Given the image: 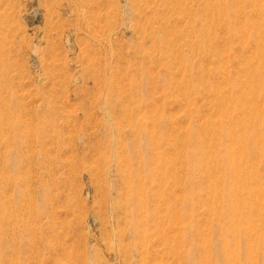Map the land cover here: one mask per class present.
<instances>
[{"label": "rangeland", "instance_id": "1", "mask_svg": "<svg viewBox=\"0 0 264 264\" xmlns=\"http://www.w3.org/2000/svg\"><path fill=\"white\" fill-rule=\"evenodd\" d=\"M211 1L0 0V264H264V0Z\"/></svg>", "mask_w": 264, "mask_h": 264}, {"label": "bare ground", "instance_id": "2", "mask_svg": "<svg viewBox=\"0 0 264 264\" xmlns=\"http://www.w3.org/2000/svg\"><path fill=\"white\" fill-rule=\"evenodd\" d=\"M209 0H205V4H204V11L206 12V14H209V16H210V18H208L207 19V23H206V25H205V27H202V35H207L209 32H210V30H211V27H212V25L214 24L215 25V23L217 22V20L219 19V18H221L222 16H224L225 15V19H226V15H228V13H222V11H221V9H220V5L218 4V3H214V2H212L211 0H210V3H206V2H208ZM261 1V0H260ZM227 2H229L228 0H224L223 1V4H222V6H224ZM251 6V5H250ZM193 8V7H192ZM259 9V8H258ZM93 25V24H92ZM257 26V25H256ZM260 39H259V37H257L256 38V46L258 47V50H257V57H258V59H259V63H260V66L262 67L260 70H258V71H254V72H251V74H250V79L252 80L251 81V84H249L250 82H248V84H247V86H244L243 88H244V90L246 89V91H247V94H249L250 96H252V97H254V94H256V92H258V87H257V85H256V75H257V79L260 81V82H262V81H264V52H262V41L260 42ZM252 49V48H251ZM242 69H244V68H242ZM257 69H259V66H257V68H256V70ZM241 72H243V70L241 71ZM224 76H225V74H224ZM224 79H225V77H224ZM224 82H225V80H224ZM241 83V82H240ZM240 85V84H239ZM231 88H233V87H231ZM220 89V88H219ZM219 89H218V92H219ZM216 90V89H215ZM217 91V90H216ZM222 91V90H221ZM240 91V90H239ZM245 92V91H244ZM223 93V92H222ZM227 96V99H228V101H231V99L232 98H235V99H238L239 97H236L235 95H236V91L235 90H231L230 89V91H228L227 93H224L222 96ZM215 96V95H214ZM220 96V95H219ZM250 99V98H249ZM218 100V99H217ZM240 100V99H239ZM224 101V100H223ZM250 101H252L251 99H250ZM240 102V101H239ZM253 102V101H252ZM252 104L253 103H251V102H246L245 100H243L241 103H240V111H238L239 112V114H244L245 116H243L242 118H240V123H239V125L240 126H243V127H247L248 125H249V117L251 116V112H253V110H254V108H253V106H252ZM217 105H218V103H217ZM218 107V106H217ZM9 108V107H8ZM5 110H9V109H5ZM4 110V111H5ZM222 110V109H221ZM218 111V110H217ZM10 111H8V113H9ZM216 112V111H215ZM5 113V112H4ZM4 113H2V112H0V136H3V138H4V142H6L5 144H7V145H9V144H12L14 141L16 142V141H18L17 139H16V137H17V135H19V137L21 138V129H23V127H24V130H25V126H21L22 128L20 129L19 127V124H18V122H16V121H18V120H16L15 122L13 121V123H10V124H8L9 123V121H8V123H7V120H13L12 119V117H11V119H10V115H8V113L6 114H4ZM218 113V112H217ZM216 113V114H217ZM11 114V113H10ZM218 115V114H217ZM238 116V115H237ZM8 117H9V119H8ZM216 117V116H215ZM7 119V120H6ZM19 119V118H18ZM3 121H5L6 122V124H4V122ZM12 122V121H11ZM211 122V121H210ZM222 122V121H221ZM21 123V122H20ZM23 123V125H25V123L26 122H22ZM22 123H21V125H22ZM224 123V122H223ZM27 124V123H26ZM215 124V123H214ZM30 124H27V126H29ZM32 125V124H31ZM207 125V124H206ZM33 127V126H32ZM32 127L30 128V129H32ZM198 127V126H197ZM28 128V127H27ZM17 129H19L18 131H17ZM205 129V128H204ZM210 129V128H209ZM6 130H11L13 133H14V136H4L5 135V133H6ZM199 130V129H198ZM197 130V131H198ZM10 131V132H11ZM17 131V132H16ZM26 131L27 130H25V133H26ZM33 130H31V132H32ZM213 131V130H212ZM256 131V130H255ZM10 132H8L9 133V135H10ZM31 132H27V134H22V135H24V137H25V139H26V137L30 140V138L28 137V136H26V135H28L29 133L31 134ZM231 133V132H230ZM243 133H245V132H243ZM12 134V133H11ZM34 134V137H35V133H33ZM202 134V133H201ZM8 135V134H7ZM241 135V134H240ZM256 135V134H255ZM32 136V135H31ZM30 136V137H31ZM202 136V135H201ZM33 137V136H32ZM33 137V138H34ZM37 137V136H36ZM230 138L232 139V141H238V142H242V141H244L243 140V138H240V139H238V138H236V137H234V135H231L230 136ZM1 139V138H0ZM37 139V138H36ZM55 139V138H54ZM20 140H24V139H20ZM20 140H19V142H20ZM2 141V140H1ZM25 141V140H24ZM26 141L28 142V140L26 139ZM25 141V142H26ZM30 141H32V140H30ZM2 143H3V141H2ZM22 143H24V142H22ZM36 143V141L34 142V144ZM230 143V142H229ZM235 143V142H234ZM19 144H21V143H19ZM245 143H243V145L241 146V148L239 149V153H240V155L241 156H245V157H249V156H251V154H258V150H256L255 149V146H254V144H251V147L250 148H252V152L250 151V148H249V151L247 150V147L244 145ZM3 145V144H2ZM7 145H6V147H7ZM12 145H14V144H12ZM18 145V144H17ZM31 145H32V143H31ZM215 145V144H214ZM230 145V144H229ZM15 146V145H14ZM19 146V145H18ZM18 146H17V148H18ZM1 147V146H0ZM5 147V146H4ZM8 147H11V146H8ZM28 147H30V146H28ZM206 147V146H205ZM12 148H13V146H12ZM35 148V147H34ZM229 148V147H228ZM3 149V148H2ZM6 149V148H5ZM23 149H24V147H23ZM30 149V148H29ZM204 149H206V148H204ZM7 150V149H6ZM11 150V149H10ZM13 151H15V147H14V149H12ZM20 150H22V149H20ZM25 150H26V148H25ZM32 150V149H31ZM5 151V150H4ZM13 151L11 152V151H9L8 152V150L6 151L9 155H11V154H13ZM17 151H18V149H17ZM31 152V151H30ZM33 152V151H32ZM206 152V151H205ZM238 152V151H237ZM17 152L15 151V155H18V154H21V153H19V151H18V154H16ZM30 154V153H29ZM214 154V153H213ZM234 154L235 153H233V151H231V150H228L227 151V153H226V159H227V161H225V166H223V167H226L227 169H228V171L232 174V175H234V177H236V176H238V175H240V172H241V170H240V166H239V164L237 163V161H235V157H234ZM7 155V154H6ZM23 155V154H22ZM21 155V156H22ZM33 155V154H32ZM13 156V155H12ZM19 156V158H20V155H18ZM35 156V155H34ZM33 156V157H34ZM2 157V156H1ZM0 157V158H1ZM7 157H9L8 155H7ZM30 157V156H29ZM32 157V156H31ZM30 157V158H31ZM32 157V158H33ZM28 158V157H27ZM30 158H28V159H30ZM32 158H31V160H32ZM35 158V157H34ZM239 158V157H238ZM257 158V157H256ZM2 159H3V157H2ZM1 159V160H2ZM9 159H11V158H9ZM21 159H22V157H21ZM4 160V159H3ZM20 161V160H19ZM6 162V161H5ZM8 163H6V165H7ZM244 164V163H243ZM243 164H242V166H243ZM256 165V164H255ZM8 166H6V168H7ZM128 167V166H127ZM255 167V166H254ZM254 167L252 166L251 168H253L254 169ZM242 169V168H241ZM16 170V169H15ZM243 170V169H242ZM252 170V169H251ZM250 170V171H251ZM17 171V170H16ZM15 171V172H16ZM246 171V170H245ZM18 172V171H17ZM253 172H251V174H252ZM254 175V174H253ZM258 175V174H257ZM213 177V176H212ZM214 178V177H213ZM235 180H236V178H235ZM213 181V180H212ZM226 181H225V179H223V180H220V182H219V184L221 185L220 186V188L217 190L218 192L217 193H215L214 195L216 196V195H218L219 197H220V199H218V201L219 202H216L215 203V205H213L214 207H215V209H216V211H217V206H219V205H223V207H225V210H224V212H217L218 214H217V219L219 220V219H221V218H224V216L225 215H227L228 214V216H232V218L234 219V220H230V222L234 225V226H237V224H238V222H239V216H240V214H239V216L238 215H236V207H237V204L236 205H230L229 204V202L227 201V200H229V198H230V196H233V198H234V196H237V194H241L240 192H244L245 194H248V187H247V185H246V182H244L243 183V185H242V188H240L239 187V184H238V187H239V189L238 188H236V187H231V186H229V183H225ZM235 182V181H234ZM218 187V186H217ZM211 188V187H210ZM211 190H212V188H211ZM215 191V190H214ZM240 191V192H239ZM254 191V190H253ZM158 193V192H157ZM207 194V193H206ZM254 194V193H253ZM251 195V194H250ZM253 196V195H252ZM255 196V195H254ZM211 197V196H210ZM217 197V196H216ZM218 197V198H219ZM257 200L259 201V199L257 198ZM238 201V200H237ZM239 202V201H238ZM252 203H254V201L252 202ZM255 204V203H254ZM260 204H262V203H260ZM208 205V204H207ZM256 205V204H255ZM255 205H254V207H255ZM214 207H212V209H214ZM220 207V206H219ZM254 209H256V208H254ZM252 212V211H251ZM253 213V212H252ZM211 214V213H210ZM256 214V213H255ZM253 216V215H252ZM248 218H251V217H248ZM253 218V217H252ZM255 219H256V217H255ZM254 219V220H255ZM261 221H264V219H261ZM245 222V221H244ZM254 222H256V221H254ZM262 223V222H261ZM252 224V223H251ZM262 224H264V223H262ZM181 225V224H180ZM253 226V225H252ZM226 227V226H225ZM247 227H249V226H247ZM254 227V226H253ZM228 228V227H227ZM221 229V228H220ZM224 231V230H223ZM227 231V230H226ZM238 231V230H237ZM179 232V231H178ZM241 232V231H240ZM245 232V231H244ZM221 233V232H220ZM248 233V232H247ZM250 234V233H249ZM218 236V235H217ZM246 236V235H245ZM246 237H248V236H246ZM249 238V237H248ZM233 239H236V238H233ZM212 240H213V238H212ZM211 240V241H212ZM246 240H247V238H246ZM222 241V240H221ZM247 241H249V240H247ZM217 242V241H216ZM178 244V243H177ZM212 244V243H211ZM236 246H237V244H235ZM235 246V247H236ZM224 248V244L222 245V249ZM248 249V248H247ZM236 250H237V247H236ZM252 251H254V250H252ZM140 252V251H139ZM159 252V251H158ZM141 253V252H140ZM217 253V252H216ZM210 254V253H209ZM218 254V253H217ZM251 254V253H250ZM249 254V255H250ZM208 256V255H207ZM232 256V255H231ZM181 257V256H180ZM233 257V256H232ZM175 258V257H174ZM188 258H189V256H188ZM209 258V257H208ZM217 258V257H216ZM186 259H187V257H186ZM218 259H219V256H218ZM233 259H234V257H233ZM251 259V258H250ZM180 260H181V258H180ZM229 260V259H228ZM251 261V260H250ZM236 262V261H235ZM233 263V262H232ZM202 264V263H201Z\"/></svg>", "mask_w": 264, "mask_h": 264}]
</instances>
